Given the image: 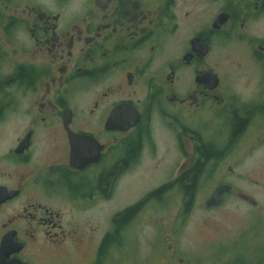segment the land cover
Listing matches in <instances>:
<instances>
[{
    "label": "flooded vegetation",
    "instance_id": "flooded-vegetation-1",
    "mask_svg": "<svg viewBox=\"0 0 264 264\" xmlns=\"http://www.w3.org/2000/svg\"><path fill=\"white\" fill-rule=\"evenodd\" d=\"M206 185L264 214V0H0V264H143Z\"/></svg>",
    "mask_w": 264,
    "mask_h": 264
},
{
    "label": "rangeland",
    "instance_id": "rangeland-1",
    "mask_svg": "<svg viewBox=\"0 0 264 264\" xmlns=\"http://www.w3.org/2000/svg\"><path fill=\"white\" fill-rule=\"evenodd\" d=\"M237 184L251 189L243 181ZM210 189L208 185L199 187L197 197L179 219L177 202L164 219L157 212L150 215V224L142 230L143 264H173L165 257L171 244L173 251L166 253L171 256L176 250L185 259L183 264H264V214L235 197L207 209L205 196ZM252 194L264 207V192Z\"/></svg>",
    "mask_w": 264,
    "mask_h": 264
},
{
    "label": "water",
    "instance_id": "water-1",
    "mask_svg": "<svg viewBox=\"0 0 264 264\" xmlns=\"http://www.w3.org/2000/svg\"><path fill=\"white\" fill-rule=\"evenodd\" d=\"M227 189L226 186H220L206 201V208H210L213 206H218L221 204V194L223 191Z\"/></svg>",
    "mask_w": 264,
    "mask_h": 264
}]
</instances>
